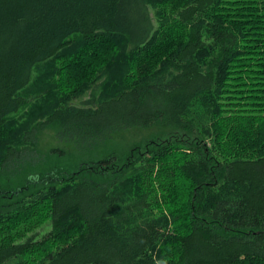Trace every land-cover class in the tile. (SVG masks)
Listing matches in <instances>:
<instances>
[{
  "label": "trees",
  "instance_id": "1",
  "mask_svg": "<svg viewBox=\"0 0 264 264\" xmlns=\"http://www.w3.org/2000/svg\"><path fill=\"white\" fill-rule=\"evenodd\" d=\"M0 181V264H264V0H0Z\"/></svg>",
  "mask_w": 264,
  "mask_h": 264
},
{
  "label": "rangeland",
  "instance_id": "2",
  "mask_svg": "<svg viewBox=\"0 0 264 264\" xmlns=\"http://www.w3.org/2000/svg\"><path fill=\"white\" fill-rule=\"evenodd\" d=\"M152 13V11H151ZM153 20L155 22V18L153 17ZM41 70H37V74H40ZM65 84V82H64ZM66 85L68 86V82H66ZM63 84L60 82V85L58 87H62ZM76 88V87H75ZM78 91V87L76 88ZM37 88L36 85L32 86L30 88V91L28 89V103L27 105L22 109L21 114H25L26 111H28L29 106L34 103V102H40V98L43 95L42 93H37L36 92ZM87 91V88H83L82 90L79 91V93H84ZM78 95V94H75ZM57 97V94H55V98ZM21 119V118H20ZM19 119V120H20ZM157 128L154 127L152 130L151 129H140V128H130V129H125L121 130L119 132L114 133L110 138L107 139V144L111 147L115 145V147L119 146V152L121 153L122 156H125L128 151L130 146L134 143L139 142L140 140L146 139L147 137L151 136L153 134L152 131H155ZM38 143L36 146V152L40 154H46L48 150L52 147H61L65 148L70 154L76 153L77 149L74 147V145L66 143V142H61L58 140V138L55 137V132L53 131L52 128H44L39 131V134L37 135ZM105 142V143H106ZM129 144V145H127ZM66 151L68 157H70L69 153ZM104 153L103 149L100 150V154ZM27 173L22 174L19 176V179L22 180L25 178ZM5 176V175H3ZM0 186L3 189H7V185H5L2 181H0ZM5 187V188H4ZM46 222H42L40 225L35 227L33 230L28 231L30 234L31 232H36L38 236L43 234L49 227L46 225ZM36 234V235H37Z\"/></svg>",
  "mask_w": 264,
  "mask_h": 264
}]
</instances>
